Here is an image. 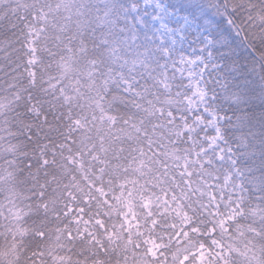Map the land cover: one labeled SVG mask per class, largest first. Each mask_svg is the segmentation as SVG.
<instances>
[{"label": "rangeland", "instance_id": "374dc122", "mask_svg": "<svg viewBox=\"0 0 264 264\" xmlns=\"http://www.w3.org/2000/svg\"><path fill=\"white\" fill-rule=\"evenodd\" d=\"M35 1L33 15L30 16L26 11L33 7V0H0V6H4L9 13L3 14L0 7V26L4 20L9 21L19 15V21L7 32L6 39L12 31L14 39L7 41L11 45L13 42L19 44L24 49L28 67L23 71L30 81L34 82L41 67L44 68L42 55L54 58V64L59 63V69L55 72L58 75L51 77V88L57 86L67 73L59 59L63 53L71 56L74 49H69L71 43L64 47L60 40L49 36L53 22L56 32L62 28L73 29L79 38L89 39V52L96 56L94 68L89 72L90 77L97 74L101 65L97 60L104 54L114 69L122 66L126 71H138L147 78L150 87L155 83L163 95L178 101H167V107L178 112L157 108L149 94L136 108L145 118L144 124L125 122L115 126L113 122L109 138L101 139V149L87 157L68 148L67 156L72 167L83 176L88 188L99 196L101 202L110 207L116 206L124 234L136 243L140 253L148 254L157 264H249L247 259L250 256L254 258L251 264H255L259 256L262 258L264 242L258 240L260 234L253 230L256 219L261 218V215L253 211L252 216L247 210L250 194L237 170L239 153L228 143L225 135V128L232 125L234 114L229 110L230 98L223 94L230 91L227 74L233 68L224 69L220 58L226 45L231 46L230 40L236 38L232 34L229 19H224L226 41L225 38L218 40L213 36L217 30L212 29L213 20L204 19L200 24L193 14L187 13L200 4L196 0H178L173 5L176 8L181 4V11L172 9L163 0H121L119 17L113 19L103 41L98 42L88 31L92 18L86 0ZM218 10L225 12L219 5ZM219 17L224 18V15L219 14ZM19 23L22 28L13 30ZM0 36H4L1 27ZM3 44L5 41L0 39V51ZM226 54L225 59H229ZM235 55V60L239 62L238 55L241 53L238 49H235ZM216 65L221 67L217 70ZM1 67L0 170L7 161L1 156L6 153V141L12 139L17 142V136L28 138L31 135L26 118L21 116L19 120L13 105H6L12 116L5 113L4 108L3 112L1 110V106L4 107L1 90L7 83L10 71L6 63ZM248 69L250 72L246 74L252 75V81L251 78L248 82L240 80L239 85L244 86L242 90H254L250 101L256 96L258 98L259 94L262 107L259 110L264 128L263 72L259 75L251 70V66ZM200 73H203L202 77ZM10 83L13 87L16 85V81ZM61 96L70 116L69 136L77 133L80 138L83 136L79 134L81 131L87 134L96 131L95 117L90 109L91 99L78 78H73L62 87ZM29 108L31 114L41 115L36 100L28 104ZM10 128L11 135L14 134L12 138L2 132ZM178 144H186L188 148L178 158H173L175 174H172L158 159L164 145L172 148ZM26 159L23 161L16 155L10 164L22 166L20 169L25 172L31 168L32 173L45 171L49 167L46 161L42 167H38L32 162V157L27 155ZM65 195L63 199L61 196L65 224L73 230V235L88 243L96 242L102 252L101 242L108 239L115 250L119 236L111 228L107 229L103 214L91 209V200L80 202L70 193ZM19 201L12 189L0 183V264H18L16 237L24 230L19 229V224L15 226L16 219L23 216L24 220V216L30 217L32 213L28 210L23 213ZM57 208L59 212L62 209ZM26 225H29L28 222ZM44 227L36 223L26 228L28 237L33 239L31 243L35 241L40 244V248H34L33 258L25 259H32L29 264H42L40 259L45 262L44 253H41L43 250L49 253L47 260L54 254L53 250L50 252L52 246L48 242L50 238L59 236L55 235L57 227H52V230ZM42 230L46 232L48 240L40 236ZM259 231L263 232L262 229ZM126 246L131 247V244ZM127 247L123 253L115 250L117 256L123 255L124 260L129 262L127 264H154L146 259L138 260V251L133 252ZM30 253L31 250H28L25 255Z\"/></svg>", "mask_w": 264, "mask_h": 264}, {"label": "trees", "instance_id": "16d2710c", "mask_svg": "<svg viewBox=\"0 0 264 264\" xmlns=\"http://www.w3.org/2000/svg\"><path fill=\"white\" fill-rule=\"evenodd\" d=\"M119 1L121 2V0H86V4L90 6L88 8L91 10L89 16L92 18L91 23H89L90 30L88 31L91 32L90 35L97 38L96 40L98 42L103 41L113 19L119 17ZM163 1L168 3L172 9L177 8L180 9V11L182 10L181 4H178L176 8L173 5L174 3L177 4L178 0ZM196 1L200 4H196L193 9L187 13L190 12L193 14L194 18L200 24H202L204 19L213 20L212 29H217L216 32L213 33L214 39L220 40L225 38L226 41L225 35L227 28L224 27L226 23L224 19H229L231 30L233 31L232 34L234 37L236 36L235 39H229L231 46L228 47V45H226L225 51L220 54L223 68H233V70L227 74L230 91L223 93L230 98L228 106L231 105V108L229 110L234 112L232 125L225 128V135L227 136L228 143L233 145L238 151V166H242L244 170V185H246L250 194V204L247 210L252 216L254 215L253 211H257L261 215V218L258 217L256 219L257 221L254 223L255 226L253 230L260 234L258 240L263 243L264 128L259 110L262 109V107L259 94L258 98L256 96V98L250 101L254 90H242L244 86L239 85V81L248 82L250 78L252 81V75L249 76L246 74L250 72L248 66H251V70L259 75L263 72L264 76V0H210V3L208 0ZM34 3L36 4L35 0H33V7L27 8L29 11H26L30 16H32L34 12ZM207 3L211 4V7ZM218 5L221 6L225 12H218ZM0 7L1 12H4L3 14H9L4 6ZM219 14H223L224 18H220ZM218 17L222 20L221 23ZM55 19L58 20V17ZM18 21L19 15H16L9 21L8 19L4 20L0 26L4 34V36H0V39L5 41V44L1 45L0 62L6 63V67L10 69L8 73L9 78H6L7 83L1 90L3 96L2 104H4V107L1 106V110L3 112L4 108L5 113L12 116L11 110H9L6 105H13L12 107L17 109V117L19 120L21 116L26 118L31 135L28 138H25L24 135L17 136L15 139L17 142H14L12 139L8 140V142L6 141V153L1 156L3 160L7 161L5 165L2 166L1 170L7 168L6 166L10 165L8 159L16 155H19V159L23 161H25L24 159H26L27 155L28 157H32V162L38 167H42L44 161H46L49 167L45 171L39 170L33 173L32 169L28 168V171L31 172L32 175L25 176V178L35 185L37 191L44 190L45 195L42 200H40L37 192L36 195L26 199V192L22 188L18 186L13 188L15 197L22 203V212L24 213L25 210H28L29 213L32 212L30 217L29 215L24 216V220H22L23 216L20 219H16L17 222L15 226L19 224V229H23L25 232L22 231V233L18 234L16 237V241L18 242L16 249L18 258L17 263L29 264L32 259L28 261L25 259L27 257L33 258V252L36 251L34 248H40L39 243L35 241L31 243L33 239L28 237L29 232L26 230L27 226L37 223L41 226L44 225V229L47 227V229L52 230V227H57V229H55V235H59L57 238L49 239L44 230L40 231V236H43L46 240L49 239L48 243L52 246L50 252L53 250L54 253L50 256L51 260L49 257V261L46 259L49 253L43 250L41 253H44L45 262L40 259L42 264H53V262H56V264H92L91 261L95 263L102 262L101 264H127L129 262L124 260L123 255L117 256L116 254L117 251L122 253L125 252L127 244H131V247L127 248L132 249L133 252L136 250L138 251L137 253L140 254V258L137 257L138 260L143 261L146 259L148 262L157 264V262L149 258L148 254L146 255L144 252H142L144 254L140 253L136 243L132 241L128 235L124 234L123 223L120 219L119 210L115 208L116 206L113 205L110 207L101 202L99 196L88 188L82 175L77 174L76 169L70 165L68 148L87 157L99 151V141L101 142L104 130L106 127L110 129L113 122L116 123L115 126L120 124L123 125L125 122L130 124H132V122L144 124L145 118L136 111V108L146 100V96H150L149 94H151V99L155 101L157 108L171 109L174 112H178V110L167 107V101L170 100L171 103L178 101H176L174 97L169 98L163 95V91L159 86L157 87V84L154 83L152 84L153 86L150 87V84H147V78L140 75L138 71H126L122 66L114 69L112 62L106 59L104 54H102L101 59L97 60L101 64L98 67L97 74L95 77H90L89 72L94 68L93 63L96 62V56L94 54L91 55L89 52V39L79 38L77 32L73 29L62 28L61 31L56 32V27L54 28V23L52 22L53 27L51 26L50 28L51 33L49 32V36L60 40L64 47H67L68 44L71 43L69 49H74V51L71 56L65 53L60 56L59 60L64 64L65 72L67 73L62 77L57 86H53L54 88H51L53 85L51 77H56L58 75H55V72L59 69V63L54 64V62H52L54 58L42 55V61H44L43 63L45 65L44 68L40 66L42 69L38 72L37 77V80L40 81V86L37 89L38 91L36 90L37 94L34 92L33 95L34 101L36 100L41 110V115L39 117L45 118L46 120L44 122L38 121L27 113V111H29V109H27L29 104L27 100L29 94L27 87L31 81L26 76V72L23 71L24 68L26 69V67H28L24 57V49H22L19 44H14L13 42L11 45L7 41V39L10 41L14 39L12 37V31L9 32L6 39L7 32L12 30L13 25ZM20 28L22 27L19 23L13 30H20ZM71 31L73 32L70 33ZM88 31L87 33L89 35ZM93 46L99 48L98 45L93 44ZM235 49H238L241 53V55H238L239 62L235 60V58H237ZM47 52L50 51L48 50ZM225 53H227L226 55L229 56V59H225ZM22 60L23 62L20 63ZM3 63H0V65L3 66ZM1 66L0 69L2 68ZM6 67H3V69ZM100 72L103 74L101 73L98 75ZM41 78H45L46 81L41 83ZM73 78H78L83 84L85 93L92 97L90 109L95 117V122H97L95 127L96 131H92L91 134L81 131L79 134L83 136L80 138H78L77 133H73L69 136L71 131L70 116L61 98L62 87L68 84ZM12 81H16L14 87L10 83ZM43 88H45V91ZM162 103H165L166 106ZM53 110L56 111V116L52 115ZM13 126H15V124ZM11 129L12 128L3 130L2 132L8 133L12 138L14 134L11 135ZM65 146L68 147L65 148ZM182 152L183 150L180 148L176 147L169 149L164 145V150L159 154L160 157L158 160L164 167L169 169L172 174H175L173 171L175 165L173 158H178L183 154ZM14 167V170H18L22 166L14 165ZM175 176L178 178L177 175ZM51 179L54 180L51 181ZM67 193L72 194L74 198L80 200V202H84L86 199L91 200V209L94 212L98 211L97 213L103 214L104 219L106 217L107 229L110 230L111 228L114 234L119 236V242L116 244L115 249L117 251L113 250L112 243L108 239L102 242L104 243L102 252V249L99 248L97 244H89L88 242H81L82 244H79L67 235L69 228L66 227L65 210L62 208V199ZM43 204L46 205L45 210L42 208ZM56 207L62 208L61 211H57L55 209ZM46 215L47 220H44V216ZM27 222L29 225H26ZM28 229L31 228L28 227ZM260 229H262L263 232H260ZM5 237L8 238L7 235H5ZM28 250H31V253L25 255ZM250 257V259H247L249 264L253 263L252 261L254 260L252 256ZM102 258L105 259L103 260ZM258 259H261V261H258ZM254 262H256L255 264H264V255L262 258L259 256Z\"/></svg>", "mask_w": 264, "mask_h": 264}, {"label": "bare ground", "instance_id": "6f19581e", "mask_svg": "<svg viewBox=\"0 0 264 264\" xmlns=\"http://www.w3.org/2000/svg\"><path fill=\"white\" fill-rule=\"evenodd\" d=\"M37 77H38V73L36 75V78ZM41 81H42L41 83H43V82L46 81V79L45 78H41ZM39 86H40V81L37 80V79L34 80V82H32V81L29 82L28 87H27V90L29 91L27 100H28L29 103H32L34 101V95L33 94H34V92L37 94V91H38L37 89H38ZM43 90L45 91V88H43ZM88 97L92 101V97H90V96H88ZM90 104H91V102H90ZM64 106L67 109V106H66L65 103H64ZM30 108H29L28 114L31 117L36 118V120H38V121L40 120L42 122H44L46 120L45 118H40L36 114L35 115L33 113L31 114V109ZM52 115L56 116V111L55 110L52 111ZM94 123H97V122H94ZM110 132H112L111 127H110V129H108L106 127V129L104 130V133H103L104 137L102 135V138L108 139L109 138L108 136L111 135ZM113 136L116 138L115 134H113ZM114 137H112V138H114ZM99 143H100V141H99ZM167 147L169 149L171 148L168 145H167ZM176 147L182 149L183 151H185L188 148V145H186V144H178ZM176 147H172V148H176ZM98 149H101V143L99 144V148ZM11 159H13V158H11ZM11 159H8L9 163H13V160H11ZM69 162H70V160H69ZM14 165L15 164H10L9 166H6L7 168H5L4 170H0V178H1L0 179V183H2L5 188L12 189V191H13V188H15L16 186L22 188L26 192V199L32 197L33 195H36V192H37L39 198H42L44 196V190L43 191H41V190L37 191V188L35 187V185L32 184V182L29 181L27 178H25V176L32 175V173L28 172L27 175H26V172L28 171V169L26 170V172L23 169L14 170L13 169V168H15ZM70 165L73 166L71 163H70ZM25 167H26V165H25ZM237 170L241 174V176L243 178V181H244L245 175H244L243 167L242 166H238ZM53 180L54 179H51V181H53ZM40 200H42V199H40ZM247 200H249V199L247 198ZM42 208L45 210L46 209V205H43ZM72 232H73V230L71 228H69L68 231H67V235H69V237L72 240L76 241L79 244H82L81 242H86L85 240L78 239L76 234H74L75 235L74 236ZM89 244H97V243L95 242V243H89ZM101 246L104 247V243L101 242Z\"/></svg>", "mask_w": 264, "mask_h": 264}, {"label": "snow or ice", "instance_id": "6c2138e0", "mask_svg": "<svg viewBox=\"0 0 264 264\" xmlns=\"http://www.w3.org/2000/svg\"><path fill=\"white\" fill-rule=\"evenodd\" d=\"M204 63H207V62L205 61ZM215 67L218 70L221 66L220 65H216ZM200 75L202 77L203 76V73H200ZM218 75H219V73H218ZM217 82H219V80ZM225 91H227V88H225ZM214 98H215V96H214Z\"/></svg>", "mask_w": 264, "mask_h": 264}]
</instances>
